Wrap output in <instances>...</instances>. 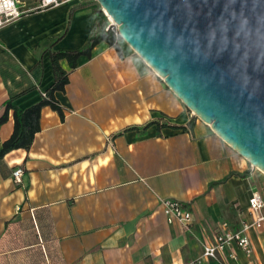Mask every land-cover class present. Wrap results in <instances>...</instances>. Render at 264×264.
I'll return each mask as SVG.
<instances>
[{
    "label": "crops",
    "instance_id": "0c3cea01",
    "mask_svg": "<svg viewBox=\"0 0 264 264\" xmlns=\"http://www.w3.org/2000/svg\"><path fill=\"white\" fill-rule=\"evenodd\" d=\"M97 10L71 0L0 25V118L11 97L22 110L42 100L55 82L50 52L83 48ZM120 48L103 42L81 57L55 94L64 118L44 107L31 148L0 159V264H264V226L248 233L250 255L232 244L203 257L223 223L239 231L253 220L264 174ZM13 131L11 112L0 151ZM165 200L191 212L188 229L168 222Z\"/></svg>",
    "mask_w": 264,
    "mask_h": 264
},
{
    "label": "water",
    "instance_id": "95a60500",
    "mask_svg": "<svg viewBox=\"0 0 264 264\" xmlns=\"http://www.w3.org/2000/svg\"><path fill=\"white\" fill-rule=\"evenodd\" d=\"M196 117L264 173V0H95Z\"/></svg>",
    "mask_w": 264,
    "mask_h": 264
},
{
    "label": "trees",
    "instance_id": "16d2710c",
    "mask_svg": "<svg viewBox=\"0 0 264 264\" xmlns=\"http://www.w3.org/2000/svg\"><path fill=\"white\" fill-rule=\"evenodd\" d=\"M109 25L110 22L107 20L104 13L101 10H97L93 34L83 48L76 51L60 50L50 52L55 82L47 91H45L46 98L42 97V100L38 104L26 110H22L15 104L18 96L11 97L5 102L4 114L0 118V128L9 120V114L12 112L14 131L12 136L3 143L0 151V159H3L7 154L15 150L22 149L28 151L31 148L36 134L41 130L40 116L44 107H50L52 110L56 111L60 117L64 118L63 109L57 101L55 94L56 92H65L66 86L69 84L70 73L77 69L78 61L81 57L91 58L94 48L103 42L114 48L119 56L123 57L120 48V42L123 41L119 36L116 27H110L108 29ZM62 60L67 61L70 72L63 70L60 65ZM155 124H157L158 128L162 127L159 123ZM152 125H154V123H149L143 130H146ZM128 130L139 131L140 129L134 127Z\"/></svg>",
    "mask_w": 264,
    "mask_h": 264
},
{
    "label": "built area",
    "instance_id": "2783aa9c",
    "mask_svg": "<svg viewBox=\"0 0 264 264\" xmlns=\"http://www.w3.org/2000/svg\"><path fill=\"white\" fill-rule=\"evenodd\" d=\"M69 1L71 0H0V25L15 22L30 12L56 8ZM110 27H115L112 21L108 29ZM42 97L46 98V93H42ZM23 175V169L16 170L13 173L14 182L21 184ZM163 205L169 223H178L184 229L189 228L193 216L183 203L165 200ZM249 209L253 220L244 223L239 231H232L227 223H223L217 232L215 244L203 246L204 258L216 259L221 251L232 244L237 245L246 255L252 253L253 247L248 233L264 226V198L260 193H252L249 199Z\"/></svg>",
    "mask_w": 264,
    "mask_h": 264
},
{
    "label": "rangeland",
    "instance_id": "374dc122",
    "mask_svg": "<svg viewBox=\"0 0 264 264\" xmlns=\"http://www.w3.org/2000/svg\"><path fill=\"white\" fill-rule=\"evenodd\" d=\"M84 1H87V2H92L93 4H94V6L98 9V10H101V7H100V5L95 1V0H84ZM105 15V14H104ZM106 16V15H105ZM107 18V20L109 21V22H111V20L108 18V17H106ZM254 169L256 170V171H258L259 173H262L259 169H256L255 167H254ZM264 174V173H263Z\"/></svg>",
    "mask_w": 264,
    "mask_h": 264
}]
</instances>
